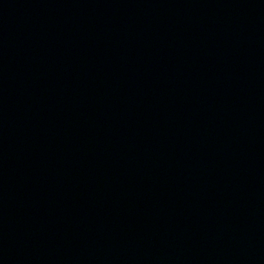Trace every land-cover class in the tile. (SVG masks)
Returning a JSON list of instances; mask_svg holds the SVG:
<instances>
[{
    "label": "water",
    "instance_id": "water-1",
    "mask_svg": "<svg viewBox=\"0 0 264 264\" xmlns=\"http://www.w3.org/2000/svg\"><path fill=\"white\" fill-rule=\"evenodd\" d=\"M0 264H264V0H0Z\"/></svg>",
    "mask_w": 264,
    "mask_h": 264
}]
</instances>
